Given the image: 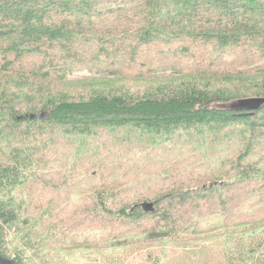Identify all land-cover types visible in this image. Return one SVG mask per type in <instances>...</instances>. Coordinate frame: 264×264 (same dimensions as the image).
<instances>
[{
  "label": "trees",
  "instance_id": "1",
  "mask_svg": "<svg viewBox=\"0 0 264 264\" xmlns=\"http://www.w3.org/2000/svg\"><path fill=\"white\" fill-rule=\"evenodd\" d=\"M255 97L264 0H0V255L264 264Z\"/></svg>",
  "mask_w": 264,
  "mask_h": 264
},
{
  "label": "rangeland",
  "instance_id": "2",
  "mask_svg": "<svg viewBox=\"0 0 264 264\" xmlns=\"http://www.w3.org/2000/svg\"><path fill=\"white\" fill-rule=\"evenodd\" d=\"M96 75L85 73H74L69 77L72 79H85ZM221 252L215 243L193 244L186 242L185 244L176 245L172 252V261L177 264H202L203 261L216 263L220 258ZM130 264H142L140 259H134Z\"/></svg>",
  "mask_w": 264,
  "mask_h": 264
},
{
  "label": "water",
  "instance_id": "3",
  "mask_svg": "<svg viewBox=\"0 0 264 264\" xmlns=\"http://www.w3.org/2000/svg\"><path fill=\"white\" fill-rule=\"evenodd\" d=\"M264 105V97H255V98H249L244 100L241 103V109L246 111H256L260 109ZM231 108L232 106L224 105L223 108ZM142 211L144 213H153L154 207L152 203L144 202L140 205ZM0 264H17L14 260L8 259L2 255H0Z\"/></svg>",
  "mask_w": 264,
  "mask_h": 264
}]
</instances>
